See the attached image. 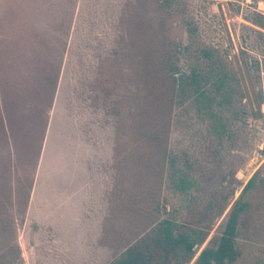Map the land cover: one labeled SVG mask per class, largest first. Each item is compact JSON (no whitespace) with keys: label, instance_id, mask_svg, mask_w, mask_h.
<instances>
[{"label":"rangeland","instance_id":"rangeland-1","mask_svg":"<svg viewBox=\"0 0 264 264\" xmlns=\"http://www.w3.org/2000/svg\"><path fill=\"white\" fill-rule=\"evenodd\" d=\"M263 26L264 0H0V264H109L221 187L209 243L264 178ZM191 29L238 74L249 117L186 84ZM252 200L228 264H264V189Z\"/></svg>","mask_w":264,"mask_h":264},{"label":"trees","instance_id":"trees-1","mask_svg":"<svg viewBox=\"0 0 264 264\" xmlns=\"http://www.w3.org/2000/svg\"><path fill=\"white\" fill-rule=\"evenodd\" d=\"M264 27V26H263ZM191 31V43L188 50L193 55V64L185 74V82L190 85L195 96L200 100H208L212 94L221 99V104L232 109L234 119L237 116L249 117V104H243L244 89L235 73L219 56L218 50L203 46L197 33ZM87 79H85L86 82ZM83 82L82 84H84ZM107 97L102 98L93 91L83 96L89 108L99 113L108 114ZM225 126L218 129L221 134ZM216 171L206 170L203 175L207 185ZM194 184V183H193ZM200 185V183L198 184ZM221 192L212 195L205 203L204 210L193 220L178 222L171 219L163 220L144 236L130 245L109 264H228L235 262L241 255L238 248V235L242 219L251 212L256 205L252 196L259 188L264 189V178L259 172L245 184L240 196L233 202L225 226L218 234L207 242L216 218L223 216L233 193ZM203 190V187H201ZM202 250L199 252V249Z\"/></svg>","mask_w":264,"mask_h":264}]
</instances>
